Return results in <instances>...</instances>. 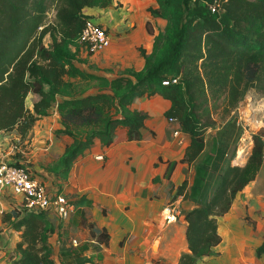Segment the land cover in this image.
I'll return each mask as SVG.
<instances>
[{"label":"trees","instance_id":"trees-1","mask_svg":"<svg viewBox=\"0 0 264 264\" xmlns=\"http://www.w3.org/2000/svg\"><path fill=\"white\" fill-rule=\"evenodd\" d=\"M192 1L158 0L159 7L148 8L152 16L170 21L163 39L164 56L151 62V54L140 46L144 69L108 79L81 70L72 59L47 48L42 39L49 35L54 40L59 34L76 40L87 17L84 9L106 8L112 0H0V131L25 136L56 102L61 128L54 134L71 141L47 169L67 181L73 164L94 141L110 146L118 127L126 128L127 141H141L148 113L132 103L135 98L157 94L170 102L167 114H175L180 131L189 137L180 161L194 162L204 151L206 131L214 126L210 98L223 96L225 105L234 108L251 89L264 96V0H198L193 7ZM50 10L54 18L48 22ZM146 27L153 34L149 21ZM173 78L177 81L171 82ZM73 79L85 85L77 86ZM91 87L97 92L86 93ZM28 92L39 97L32 110L25 105ZM55 95L63 99L57 100ZM263 135L252 136L245 164H228L213 194L186 212L187 250L177 264H198L202 257L216 254L214 249L221 242L218 217L256 177L264 155ZM211 159L207 155L203 166L195 168L192 185L188 188L187 181H182L175 195L197 200ZM159 160L166 163L164 178L170 182L177 161ZM18 161L16 165L24 164ZM59 191H63L61 185ZM72 203V222L80 218L90 238L64 253L75 264L96 263L102 259L100 245H107L110 235L87 217L91 200L83 195ZM2 221L20 232L13 264H57L49 242L55 230L51 217L13 206L3 212Z\"/></svg>","mask_w":264,"mask_h":264},{"label":"crops","instance_id":"crops-1","mask_svg":"<svg viewBox=\"0 0 264 264\" xmlns=\"http://www.w3.org/2000/svg\"><path fill=\"white\" fill-rule=\"evenodd\" d=\"M145 1L147 0H112L111 5L106 8H85L83 12L86 16L96 18L101 25L109 28L113 37L112 46L92 54H86L79 48L80 55L86 59L83 62L72 59L73 64L81 70L108 79L126 75L124 71L127 70L142 71L144 59L133 46L143 47L149 55L153 39L148 33H138L137 30L133 32L128 27L135 24L136 9L142 12L143 21L148 18V4ZM149 4L154 7V2L149 1ZM72 50L75 51L73 46ZM93 64L97 70H90L85 66ZM44 88L48 90L49 86ZM95 92L97 88L91 87L86 93ZM38 98L35 93L28 92L26 107L32 110L33 103ZM55 98L63 99L58 95ZM132 106L148 113L142 140L127 141L124 127L116 129L110 146H103L96 139L73 164L63 186L64 190L62 189L73 200L83 195L91 200L92 207L87 210L89 220L94 221L98 227L105 228L110 235L108 244L100 245L102 259L86 264H153L152 259L172 257L162 245L170 243L171 234L179 225L171 222L163 226L160 216L168 207L167 202L174 196L176 188L170 193L168 181L164 178L167 165L159 158L163 161L182 158L189 137L184 135L181 145L177 138L170 135L169 127L162 120L170 109V102L161 96L156 94L135 98ZM59 128L61 124L55 102L48 115L41 117L33 125L29 142L33 160L37 163L31 168L50 191H55L58 179L53 172L40 167L38 163L47 164L57 160L70 143L68 136H55L54 130ZM176 128H179L178 124ZM2 149L0 146V152ZM1 155L0 162H10L7 159L4 161ZM170 180L175 187L180 183L172 176ZM13 206L20 208L13 196L0 199V264H13L18 257L15 246L20 232L2 221L3 212L11 210ZM176 206L178 207L177 204ZM192 208L194 206L187 211ZM186 212L179 216L183 220V235L186 229ZM247 214L252 222L245 220ZM57 221L54 222L55 229ZM217 222L221 242L214 251L218 255L202 257L199 262L205 259L206 264H264V155L256 177L236 194L230 209L218 217ZM154 241L159 242L156 253L151 248Z\"/></svg>","mask_w":264,"mask_h":264},{"label":"rangeland","instance_id":"rangeland-1","mask_svg":"<svg viewBox=\"0 0 264 264\" xmlns=\"http://www.w3.org/2000/svg\"><path fill=\"white\" fill-rule=\"evenodd\" d=\"M149 1L154 2V7H152L149 4ZM197 2L198 0H193L190 3V5L192 7L196 6ZM144 3L148 4L146 6V13L148 14V18L145 21H143L142 12L136 9L135 10L136 15L134 14L136 17V19L134 20L135 24L131 25V27L129 26L128 29L132 30L133 32L137 30L138 33H142L143 31L145 34L148 33L151 35V39H153L152 42L153 47H152V52L150 53L151 54L150 61L155 62L161 59L165 54V50H163V46H164L163 39L165 38L166 29L171 24L170 21H168L166 18L161 16L154 17L149 13L148 8L159 7L158 0H147ZM167 14L170 15V12L167 11ZM53 18H54V12L50 10L47 15V21L48 22L53 21ZM93 19L99 22L96 18L93 17ZM140 20L142 21L140 22ZM148 21L152 25L153 34L149 33L147 30L146 23ZM155 37H158L157 42L155 43L156 49H154ZM42 42L47 48H53L56 51L61 52L64 56H66L69 59H74L79 62H83L86 59V58L84 59V57L79 53V48H81V46L80 43L78 42V38L76 40L63 39L59 34H57L55 39L52 40L49 35H45L44 38L42 39ZM72 46L75 48L74 52L72 50ZM111 46L112 45H110L107 49H110ZM133 48L137 51L138 45H134ZM85 66L88 67L87 69L97 70L96 65L94 64L89 66L85 65ZM124 73L129 74L131 73V70L124 71ZM73 80L75 83H77V86L85 85V84H81L78 79H73ZM26 102L27 104H29L28 99ZM208 109L214 121V126L206 131L204 151L191 164L181 162L180 161L181 158L176 160L177 164L172 173L173 174L172 177H175L177 181L180 182L179 184H177V186H179L182 183V181L186 180L187 187L189 188L192 185V181L195 176V168L197 166H203L204 158L207 155H211L212 159L208 166L209 173L205 178L204 186L202 187L199 198L197 200L184 199L182 196H178L174 194V196L171 197L167 202L168 207L169 206L174 207L176 210L177 216L173 224H178L179 227H177L172 232L170 243L162 245V247H164L166 251L170 252V255H172V257L169 259L167 258L152 259L153 264H177L180 254L187 250V244L185 243V235L182 234V229H181L183 220L179 219V216H181L188 209H190L191 206L195 207L198 203L204 202L208 197H210L213 194L219 182L220 174L228 164H234V165L245 164L250 154L251 147L253 145L252 136L255 133H259V132L264 133V124L263 126L260 127H258L257 124V121L260 119V117L264 116V96H262V94L258 91H255L253 89L247 91L245 96L237 103V105L234 108H229L225 105V100L223 96H220L215 99L210 98L208 102ZM169 117L175 118V114L166 113V115L162 118V120L163 123L169 127L170 135H173V131L175 129H179L180 131V128H176L177 127L176 123L173 124L168 123ZM263 122H264V118H263ZM12 132L14 134H11L10 132L0 133V146L3 148L0 152V155L2 154L1 156L3 157L4 161L9 160L10 162H16L20 160L21 162L29 166L30 169L32 170L31 167L36 166L37 163L36 161L33 160L32 152L31 149L29 148L31 130L23 137H21L15 131ZM151 133L152 136H154V132L152 131ZM184 135L185 134L180 131L179 136L177 137H175L174 135L173 136L177 138L176 140L178 141L179 139L183 138ZM240 137L243 138L240 139ZM241 149L242 151L237 155V150H241ZM241 153H243V155ZM50 164L51 163H47V164L38 163L40 167L46 170H48L47 167ZM65 182L66 181H62L58 179L55 185L56 188L54 190L56 191L57 189H60V185L64 190L63 186L65 185ZM167 187L170 188L169 189L170 193L172 192V190H174V188H176L174 186V183H172L171 181L167 182ZM52 192H54L53 189ZM68 199L71 201V203L73 202L72 198L68 197ZM176 200L179 201L176 203ZM175 203L178 205V207L176 206ZM73 217H74V213L72 214L70 219L65 221L62 220L57 221L55 218H52V221L53 222L57 221L58 225H57V229H55L54 232L50 235L49 242L52 245L53 258L57 264H75L73 257L69 256L67 253L64 252L76 247L71 243L72 239H75L78 245L80 243L87 242L90 238L89 230H87V228L81 224L82 221L81 223H79L80 218L76 220V222L74 223L72 222ZM160 218L162 219L161 221L163 222V226L167 225V223L164 222L162 215L160 216ZM244 218L246 221L250 222L248 219L251 218L248 216V214ZM158 245L159 242L157 241H154L152 243L151 248L154 253H156ZM217 255L218 254L216 253L214 256ZM206 263L207 261H205V259L199 262V264H206Z\"/></svg>","mask_w":264,"mask_h":264},{"label":"built area","instance_id":"built-area-1","mask_svg":"<svg viewBox=\"0 0 264 264\" xmlns=\"http://www.w3.org/2000/svg\"><path fill=\"white\" fill-rule=\"evenodd\" d=\"M215 8H212L214 10ZM78 42L86 54L99 53L107 49L112 43V36L108 28L95 21L93 17L87 16L79 35ZM177 79H171L176 82ZM264 116L257 121L258 127L263 126ZM176 118L169 117L168 123H177ZM175 137L180 135L179 129L173 131ZM184 137L178 140L182 144ZM264 146V135L262 136ZM243 149V148H242ZM237 150V155L242 151ZM243 155V153H241ZM36 176L34 170L26 164L16 165L15 162H0V199L6 196H13L23 209L37 213H45L51 218L68 220L74 212V205L63 191H50L45 184ZM165 223L176 220L174 207H166L163 210ZM77 246L75 239L71 240Z\"/></svg>","mask_w":264,"mask_h":264}]
</instances>
